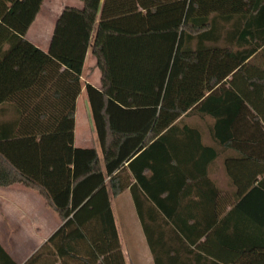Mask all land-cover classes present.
<instances>
[{
	"label": "trees",
	"instance_id": "trees-1",
	"mask_svg": "<svg viewBox=\"0 0 264 264\" xmlns=\"http://www.w3.org/2000/svg\"><path fill=\"white\" fill-rule=\"evenodd\" d=\"M81 1L47 54L25 38L44 0H0V110L11 112L0 188L38 191L64 222V250L84 264H125L109 194L127 189L155 264H234L263 250L264 0ZM63 39L78 58L57 50ZM88 49L102 74L100 91L87 87L102 158L74 146ZM187 156H208L202 175L185 173ZM220 159L235 188L227 212L208 176ZM203 184L214 204L205 221L182 205H199L203 194L188 189Z\"/></svg>",
	"mask_w": 264,
	"mask_h": 264
},
{
	"label": "crops",
	"instance_id": "crops-1",
	"mask_svg": "<svg viewBox=\"0 0 264 264\" xmlns=\"http://www.w3.org/2000/svg\"><path fill=\"white\" fill-rule=\"evenodd\" d=\"M103 2L104 0H102ZM13 8L14 4L10 5L9 12ZM67 8L83 10L84 4L81 0H44L25 38L43 52L50 54L55 33ZM139 12L143 17L147 14L146 10ZM70 48L75 58H78L80 53L78 45H67L65 39L61 40L57 50L60 49V53L65 54ZM61 64L64 69L67 68L64 63L61 62ZM80 78L83 87L76 101L74 146L79 150H92L97 148L96 134L92 124L87 87L91 86L100 91L102 88V74L97 67V60L91 49L87 50ZM4 107L7 110L3 112L0 110V123L10 120L11 117L10 106L5 105ZM6 112L8 113L4 115ZM13 114L15 113L13 112ZM98 153L102 158V150ZM187 158H189V161L185 164V173L187 175L192 173L202 175L204 163L208 156H187ZM128 164V162H123L126 168ZM237 172H239L238 169ZM104 173H106L105 169ZM129 176L131 181L134 182L135 180L128 171L123 174L125 178ZM208 176L221 191L218 198V208L224 209L226 207L225 212L229 211L234 200L235 188L226 176L221 159L211 163L208 167ZM106 180L108 181L109 178ZM211 189L206 184H203L200 189H188L193 194H196V191L203 194L204 198L199 205L194 204L197 200L196 197H189L182 202L184 207L193 210V214L199 215V219L202 221H205L203 216L208 215L205 211L211 207L213 208L211 205H214L207 199ZM109 195L125 264H155L130 190L127 189L117 197H113L111 191ZM105 200V196L97 200L92 205V211L101 209L105 205ZM179 203L181 202L178 201L177 205ZM145 205H147V202H145ZM146 207L148 208V205ZM63 224L64 222L58 213L48 206L46 200L38 191L22 184L0 188V246L8 256L5 257L0 253V264H28L38 254L39 257L31 264H84L79 258L70 257L64 250L63 234H57ZM156 238L158 239V234ZM104 241L107 242L109 239H104ZM72 245L76 250L80 249L79 244ZM80 245L82 244L80 243ZM88 251L89 253L92 252L91 249H88ZM257 251H264V249L248 253L234 264H251L254 260L264 259V254H261L262 257L251 256L245 259L247 255H253Z\"/></svg>",
	"mask_w": 264,
	"mask_h": 264
},
{
	"label": "rangeland",
	"instance_id": "rangeland-1",
	"mask_svg": "<svg viewBox=\"0 0 264 264\" xmlns=\"http://www.w3.org/2000/svg\"><path fill=\"white\" fill-rule=\"evenodd\" d=\"M88 99H89V103H90V109H91V117H92V124L94 126V131H95V134H96V152L98 153L99 151L102 150V147H101V143H100V140H99V136H98V130H97V125H96V121L94 120V116H93V113H92V104H91V101H90V98H89V95H88ZM134 115V118H135V113H133ZM136 119V118H135ZM99 154V153H98ZM261 254H264V251H257V253H253V255H250V256H246L245 259H248L249 257L251 256H256V257H259L261 256ZM262 257V256H261ZM264 257V256H263Z\"/></svg>",
	"mask_w": 264,
	"mask_h": 264
}]
</instances>
